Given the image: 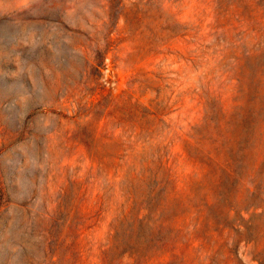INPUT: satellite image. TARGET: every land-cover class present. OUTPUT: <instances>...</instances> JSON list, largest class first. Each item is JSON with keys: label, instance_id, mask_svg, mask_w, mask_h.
<instances>
[{"label": "rangeland", "instance_id": "374dc122", "mask_svg": "<svg viewBox=\"0 0 264 264\" xmlns=\"http://www.w3.org/2000/svg\"><path fill=\"white\" fill-rule=\"evenodd\" d=\"M261 40L264 0H0V264H210L221 245L264 264ZM205 116L202 149L239 175L186 152ZM156 154L173 211L136 242L112 228L123 173L98 165Z\"/></svg>", "mask_w": 264, "mask_h": 264}, {"label": "trees", "instance_id": "16d2710c", "mask_svg": "<svg viewBox=\"0 0 264 264\" xmlns=\"http://www.w3.org/2000/svg\"><path fill=\"white\" fill-rule=\"evenodd\" d=\"M256 52L259 53L253 55ZM262 52H264V40L258 42L255 51L252 54H248L247 56H259ZM235 60H237L238 63L236 68H238L237 70L239 71V73L237 74V90L234 100H238L241 96L246 95L248 93V90L241 82L240 74H242L243 72V66L242 64L239 65L240 59L235 58ZM258 95L259 94L256 93L253 98ZM121 98L123 97H117L111 100V102H116L115 105L117 103L119 104L121 103ZM125 103H127V101ZM209 103L211 108L210 114L216 115L218 110L215 107V97H212ZM120 109L123 111V113L121 115V118H118L119 120L134 115L131 106L125 107V105H123L120 107ZM237 109L238 106H235V110ZM239 112L242 114L241 111ZM203 123L205 127L210 126V122L208 121L207 116H205L203 122L201 121L200 124L192 127V133L190 137L195 141L194 143H191L189 141L186 142L185 146L188 155L190 156V153L192 152V150H194L197 153H201L203 157L213 162L219 170L226 172L229 176L233 177L239 175L235 162L229 160L230 162H228L226 165H220L219 162L216 161V158L209 156L213 152H208L202 149V141L205 139V135H201L200 131L203 130ZM147 133L151 134L152 131L150 129H147ZM218 136L216 137V139H213V142H215L217 139H220ZM224 143L225 142H221L219 147H222ZM238 153H242V155L244 156L245 150L243 148H240L238 150ZM164 157L160 154H156L150 162L141 161L139 164L124 162L111 163L110 165L101 163L98 165V170L100 171L112 168L114 170V178L123 173L122 177L120 178V185L125 190V193L128 196L125 203H123V207L120 209V212L112 220V228L115 234L118 233L119 227L125 228L124 233L133 235L136 239V242H138L142 240L143 228L146 227L150 230L160 229L166 224L169 216L173 211V208H167L166 204L161 203V195L166 192L167 184L173 182L174 178H172L171 174L173 169L172 164H169L168 159L164 161ZM242 162L243 158L240 163ZM252 182H254L253 179ZM189 200H191V198H189ZM99 205H102L101 198H99ZM189 210L191 215L193 214L191 221H193L194 231L198 229V226H200L199 218L201 215L199 214V211H195L193 208H189ZM101 212L102 208H97L96 214L99 215ZM247 221L249 222V219ZM221 249L222 245L216 251L215 255L211 258L210 264H227L229 256H225L224 252ZM133 253L134 255H136V251ZM219 255H221L222 258H219Z\"/></svg>", "mask_w": 264, "mask_h": 264}]
</instances>
